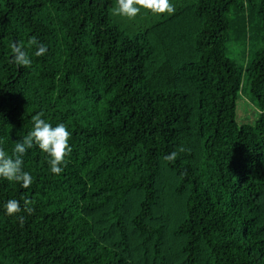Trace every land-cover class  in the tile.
I'll use <instances>...</instances> for the list:
<instances>
[{
	"label": "trees",
	"instance_id": "obj_1",
	"mask_svg": "<svg viewBox=\"0 0 264 264\" xmlns=\"http://www.w3.org/2000/svg\"><path fill=\"white\" fill-rule=\"evenodd\" d=\"M170 2L129 20L116 0H0V147L42 112L72 148L59 175L28 149L29 188L0 178V264H264V115L236 118L243 74L264 110V45L243 71L224 53L240 1ZM32 36L46 53L16 65Z\"/></svg>",
	"mask_w": 264,
	"mask_h": 264
},
{
	"label": "clouds",
	"instance_id": "obj_2",
	"mask_svg": "<svg viewBox=\"0 0 264 264\" xmlns=\"http://www.w3.org/2000/svg\"><path fill=\"white\" fill-rule=\"evenodd\" d=\"M141 8L155 15L165 13L170 15L175 12V7L170 0H116V5L112 8V14L131 20L140 13ZM26 47H35L36 56H42L47 51L46 46L41 44L35 36L27 40V45L24 42H12L10 48L13 54V62L25 68L30 67L32 64ZM257 111L259 115H264V110L258 109ZM42 116L43 113L41 112L31 117L33 121L32 130L22 140L15 143L11 155L3 147H0V178L19 183L23 188H29L33 178L29 172L23 169V156L34 144L50 158L48 163L53 174L59 175L63 171L61 165L66 166V157L72 152V148L68 143L71 133L63 123L53 126L51 123L46 122ZM183 152H190V149L180 146L178 150L164 156V160L170 164L175 163L179 153ZM33 203L31 199L25 197L23 211L31 214L34 211ZM4 208L9 216L22 211L20 202L16 199L7 200ZM18 219L23 223V216L18 217Z\"/></svg>",
	"mask_w": 264,
	"mask_h": 264
},
{
	"label": "rangeland",
	"instance_id": "obj_3",
	"mask_svg": "<svg viewBox=\"0 0 264 264\" xmlns=\"http://www.w3.org/2000/svg\"><path fill=\"white\" fill-rule=\"evenodd\" d=\"M238 1L243 7L240 9L232 8L227 13L230 33L224 53L245 71L255 52L264 45V28L256 7L259 0H256L255 7L245 4V0ZM257 110L258 108L249 91V79L246 74H243L236 107L238 123H252L258 115Z\"/></svg>",
	"mask_w": 264,
	"mask_h": 264
}]
</instances>
